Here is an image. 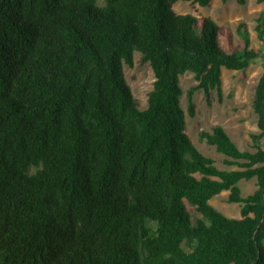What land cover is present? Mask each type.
<instances>
[{
    "label": "trees",
    "instance_id": "16d2710c",
    "mask_svg": "<svg viewBox=\"0 0 264 264\" xmlns=\"http://www.w3.org/2000/svg\"><path fill=\"white\" fill-rule=\"evenodd\" d=\"M176 1L0 0V264H264V70L255 150L220 124L199 132L237 168L186 132L194 93H220L222 69L264 49L244 22L235 47L227 24ZM134 51L155 77L145 108L123 70ZM223 190L239 217L210 203Z\"/></svg>",
    "mask_w": 264,
    "mask_h": 264
},
{
    "label": "rangeland",
    "instance_id": "374dc122",
    "mask_svg": "<svg viewBox=\"0 0 264 264\" xmlns=\"http://www.w3.org/2000/svg\"><path fill=\"white\" fill-rule=\"evenodd\" d=\"M101 1V0H100ZM180 13H192L198 17L210 16L219 24H227L233 35V45L242 46L238 24H246L250 41L255 47L264 49L263 33L257 30V18L264 11V1L258 0H211L206 6L193 4L186 0H178L173 5ZM223 38H221V42ZM124 75L131 86L133 94L140 100L141 108L147 106V95L152 88L154 73L148 62H144L139 51H134L133 65L123 66ZM264 70V50L261 56L255 59L246 69H222L221 90H210L208 96L202 89L194 93L196 114L187 113L186 91L197 83L193 73L186 71L180 75V84L183 88L181 104L186 111V132L195 145L206 155L215 160V164L222 169L237 168L236 165L224 163V155L205 141L199 140L202 129L210 130L215 124L222 125L236 141L240 149L255 150L252 146L251 133L259 131L257 116L253 110V99L256 83ZM242 194L246 195L256 188L255 178L242 179L239 182ZM229 191L223 190L210 199V203L223 214L231 217L240 216L241 203L228 202ZM190 210L195 216L193 208Z\"/></svg>",
    "mask_w": 264,
    "mask_h": 264
},
{
    "label": "bare ground",
    "instance_id": "6f19581e",
    "mask_svg": "<svg viewBox=\"0 0 264 264\" xmlns=\"http://www.w3.org/2000/svg\"><path fill=\"white\" fill-rule=\"evenodd\" d=\"M227 131V130H226ZM234 140V139H233Z\"/></svg>",
    "mask_w": 264,
    "mask_h": 264
},
{
    "label": "crops",
    "instance_id": "0c3cea01",
    "mask_svg": "<svg viewBox=\"0 0 264 264\" xmlns=\"http://www.w3.org/2000/svg\"><path fill=\"white\" fill-rule=\"evenodd\" d=\"M236 142V141H235Z\"/></svg>",
    "mask_w": 264,
    "mask_h": 264
}]
</instances>
